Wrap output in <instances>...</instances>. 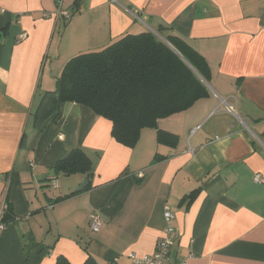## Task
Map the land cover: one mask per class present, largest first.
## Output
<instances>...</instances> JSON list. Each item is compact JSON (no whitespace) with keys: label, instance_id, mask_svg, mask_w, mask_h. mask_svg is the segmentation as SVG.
Instances as JSON below:
<instances>
[{"label":"crops","instance_id":"crops-1","mask_svg":"<svg viewBox=\"0 0 264 264\" xmlns=\"http://www.w3.org/2000/svg\"><path fill=\"white\" fill-rule=\"evenodd\" d=\"M58 8L0 0V206L10 215L0 264H54L56 255L133 264L128 254H151L163 236L165 205L179 234L169 264H264V0H61L70 18ZM159 25L210 68L208 97L156 123L177 134L176 147L159 145L151 128L121 146L108 119L74 102L56 114L49 100L35 124L69 58ZM73 148L92 161L90 187L78 192L85 175L51 167ZM155 153L165 158L150 163Z\"/></svg>","mask_w":264,"mask_h":264},{"label":"trees","instance_id":"trees-1","mask_svg":"<svg viewBox=\"0 0 264 264\" xmlns=\"http://www.w3.org/2000/svg\"><path fill=\"white\" fill-rule=\"evenodd\" d=\"M159 37L150 30L126 33L94 51L79 52L63 63L55 88L45 91L35 111V124L50 100V113H59L66 102L82 104L111 123V138L132 148L141 130H155L156 142L169 148L177 146V134L161 129L159 119L189 109L196 100L206 98L204 84L210 77L209 65L195 47L174 34L170 26L159 25ZM176 50L179 55L174 51ZM49 115L48 113L43 114ZM155 153L150 163L164 159ZM92 161L80 148H73L51 167L56 173L81 174L90 187ZM199 188L183 198L190 199ZM75 192L56 198L69 197ZM8 207L1 219H8ZM54 264H71L56 255ZM82 264H98L88 255Z\"/></svg>","mask_w":264,"mask_h":264},{"label":"built area","instance_id":"built-area-1","mask_svg":"<svg viewBox=\"0 0 264 264\" xmlns=\"http://www.w3.org/2000/svg\"><path fill=\"white\" fill-rule=\"evenodd\" d=\"M59 6L58 13H61L65 18H70V14L66 12V10H60L61 0H56ZM26 37V33L22 32L19 35V39H24ZM258 180V176L255 178ZM56 184V183H54ZM7 204L3 203L0 206V232L5 228V223L1 220L3 218V214L7 209ZM170 210L168 205L164 206L163 210V218L165 222V227L163 231V236L159 238L156 243L155 250L151 252V254H146L142 257H138L133 253L128 254L130 261L133 264H169L170 257V248L174 245L176 238L178 237V231L173 226V213ZM98 211H92L89 216V230L91 233H97L102 226V217L99 215ZM179 264H185V261L182 260Z\"/></svg>","mask_w":264,"mask_h":264},{"label":"water","instance_id":"water-1","mask_svg":"<svg viewBox=\"0 0 264 264\" xmlns=\"http://www.w3.org/2000/svg\"><path fill=\"white\" fill-rule=\"evenodd\" d=\"M174 51L179 55V53L176 50H174ZM87 184H88V179L87 178H84L83 182L77 188H75L74 191H77L78 192L80 190L85 189V187H86Z\"/></svg>","mask_w":264,"mask_h":264},{"label":"rangeland","instance_id":"rangeland-1","mask_svg":"<svg viewBox=\"0 0 264 264\" xmlns=\"http://www.w3.org/2000/svg\"><path fill=\"white\" fill-rule=\"evenodd\" d=\"M146 29H147V28H146ZM156 36L159 37L160 35H158V34L156 33Z\"/></svg>","mask_w":264,"mask_h":264}]
</instances>
